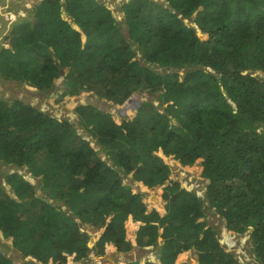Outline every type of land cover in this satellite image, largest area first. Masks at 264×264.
<instances>
[{"label":"trees","instance_id":"16d2710c","mask_svg":"<svg viewBox=\"0 0 264 264\" xmlns=\"http://www.w3.org/2000/svg\"><path fill=\"white\" fill-rule=\"evenodd\" d=\"M165 1L168 7L156 0L125 2V35L103 0H42L29 17L15 22L10 47L0 48V72L44 93L68 67L64 96L92 90L122 104L140 89H164L167 104L161 112L144 102L121 120L89 104L77 106L98 149L67 118L22 99L10 105L0 101V161L14 167L5 174L13 194L0 186V231L8 225L13 232L19 225L13 220L29 225L32 238L38 233L42 254L35 259L42 264L47 259L68 264L71 254L77 261L89 255L91 235L75 217L93 223L101 253L112 242L120 252L132 250L126 223L133 220L144 222L139 245L156 249L163 237V264H176L189 250L199 264H241L221 242L220 228L198 221L211 210L228 230L249 233L250 253L264 264V0ZM197 11L205 39L185 22ZM158 152L185 166L202 160L201 175L209 179L204 196L170 182L165 214L156 208L147 212L142 194L124 184L122 175L133 172L151 187L165 183L171 170ZM24 166L43 175L39 185L46 196L36 194L21 172ZM52 169L54 182L46 189L43 181ZM5 263L14 264L2 252L0 264Z\"/></svg>","mask_w":264,"mask_h":264},{"label":"rangeland","instance_id":"374dc122","mask_svg":"<svg viewBox=\"0 0 264 264\" xmlns=\"http://www.w3.org/2000/svg\"><path fill=\"white\" fill-rule=\"evenodd\" d=\"M103 1L113 10L115 17L122 24L123 32L126 35L128 27H127V24H125L126 16L123 12V5L125 2L129 0H103ZM156 1H159L168 7V3L165 0H156ZM40 2H42V0H14V3H15L14 8L16 9L19 8L21 13L14 15L13 18H8L11 21L3 20V18L5 19L6 17L5 16L2 17V15H0V24H1L0 48L10 47L11 31L15 26V22H17L19 18L29 17L31 13L34 12L35 7ZM19 4L20 6H18ZM2 11L6 13L5 10H2ZM197 13L198 11L192 16V18H196ZM43 15H47V14L44 13ZM64 16L66 17L67 20H71V17L67 13H65ZM52 18L53 17H50V21H52ZM187 19L188 18L185 19V22ZM31 20L32 21L34 20L33 16H31ZM54 20H57V19L54 18ZM194 21H195L194 27L197 29V31H199L200 29L198 28L196 20L194 19ZM7 24H9L8 28H7ZM206 36L207 35L202 34L201 38L205 39ZM41 37H43V35ZM137 45L138 44L134 45V49L136 50H137ZM137 57L140 59L142 63L144 62V59L141 53H138ZM152 68L155 71L157 70V72L164 73L163 72L164 69L159 67L157 64H152ZM67 70H68V67H65L64 69H62L60 76L56 79L54 88H52V90H50L48 93H44L39 88L31 85L28 81H22L20 79H16L10 76L5 77L0 72V101L8 102L9 105L16 99H22L24 101L30 102L44 112L53 114L58 117L69 119L70 122L75 126L76 130L89 139L92 138L91 136L92 133L89 127V123H83L79 119L77 113L75 112V109L79 105H82V104L92 105L96 107L97 110L103 111L105 113L113 114V117H115L116 120H121L122 117L135 115L139 111L141 105L147 101L153 105V109L155 110L158 109L161 112L165 111L164 109L167 104H163V100H162L164 89H157V90L156 89L151 90L149 88L140 89L132 95V97L134 98L136 97L133 101L128 102V103L126 101L122 104H117V103L114 104L111 100L100 97L98 94H96L92 90L83 91L77 95L64 96L63 94L65 92L66 79H69L71 75V73H68L69 71ZM169 71H172V70L170 69ZM257 74L262 75L263 73L259 71L257 72ZM139 100L141 101V105L139 106L138 111L135 112L133 110V105H135L136 102ZM126 103H127V106L125 105ZM123 109H125L126 111L125 115L122 114ZM174 119L176 120V122H174ZM172 121L173 123H176V124L178 122L175 117H172ZM92 143L93 145H96L98 149H100V146H98L99 144L97 143L96 138L92 140ZM99 154L102 156L103 160L107 161L109 164L111 163L109 156L103 150H100ZM158 154L163 155V156L161 155L160 156L164 159L165 162H167L171 170L169 178L165 183L157 184L153 187L143 183L145 186L149 188L148 191H146L144 194V191H142V188L140 187V185L136 183L137 180L135 179V174L133 172L122 175L124 184L133 185L132 187L134 188L135 192L142 194V200L145 197H148L147 200L145 199L146 205H148L147 203L148 201H152L154 203H157V207L155 208H159L163 210L165 204L167 203L165 199L166 198L165 189L170 182L179 181L180 183H182L184 187H186V189L193 191V192L195 191V193L200 197H202V195L204 196V194H201L200 191H202L206 187L209 179L201 175L202 160L197 161L192 166H185L180 161V159L175 158L174 155H166L163 152H158ZM13 169H14L13 166L5 165V163H2L0 161V179H1L0 186H3L5 188V191L10 194H13L14 190L11 188V185L5 179L6 177L5 174L13 171ZM21 172H24L28 178L27 180L31 182L30 184L31 185L33 184L35 186L37 195L46 196L45 190L42 189L39 185V183L42 182L43 175H39L38 177L32 175V173H30L28 170V166H24ZM53 175H54V172L52 169L51 174L48 176L49 178L47 177L43 181L45 184L44 187H46L49 184V182H52V183L54 182L52 180L54 179ZM1 198H2V192L0 191V199ZM4 198L5 197L3 196V199ZM58 204L61 205L63 210L69 211L68 208L63 205V202L60 201ZM21 219H26V216L20 217L19 220ZM75 219L79 223L80 228L83 231L91 235V239L88 242V246L90 248L89 255L79 260L78 261L79 263L76 262V264H99V261L100 262L107 261L108 263H110L113 257H114L113 262L115 261L114 264H127L133 261V259L136 260L139 257L143 256L144 254L149 253V250L151 249V247H146L147 250L140 249V250L134 251L133 249L134 245H133V248L131 251L120 252L117 250V253H114V256H112L113 252L111 251H109V253L106 254L107 250L114 248L113 246L114 243L112 242V243L107 244L105 252L101 253L99 247L97 246V242H98L100 235H99V232L96 233V231H94L95 229L93 227V223H84L78 217H75ZM198 221H205L208 224V226H212L214 224L217 226L216 228H220L221 242L226 247L228 246L229 250L232 253L236 254V257L239 256L238 254H243L244 258L247 259L243 264H259L256 258L251 256L250 249H249L251 246V242H250V239L246 236L247 234H249L248 232L243 235L236 234L233 237L234 235L233 232L228 231L225 228H223L225 227V221L223 217L217 211H214V210L207 211V215L199 218ZM136 222H141V221H134V222L128 221L126 223V231L128 234L127 239L128 237L130 238L132 237L131 228L134 223L136 224ZM13 224H19L18 226H16L13 232L8 231V225H7L6 231H4L3 228L0 231V253L3 252L6 255L7 259L8 258L11 259L14 264H42L40 261L35 259V258H38L39 255L42 254L38 251V248H36V244H37L36 237L38 233L35 234V238H32L33 232L31 230L32 228L29 225L20 223L17 220H13ZM142 225H144V222H141L140 227ZM230 235L232 236V242L229 241V244H226L225 241L230 240L229 238ZM136 241L138 245L137 236H136ZM233 244H234V247H233ZM24 247L26 251L32 253L31 254L32 256L29 255L26 257L24 255L25 254L24 253L25 251L23 249ZM190 252L191 250L186 251L182 253L181 255H179L178 261L180 262L182 259H188V261H191L193 264H196L197 258L195 255H192V252L191 253ZM110 253H112V255H109ZM123 257H126V261L127 259H131V260L123 263L122 262L123 261L122 259H124ZM4 258L5 257L3 255L2 262H4L3 260ZM72 259H74V257L71 254V256H69V259H68V264L70 260ZM101 259H104V260H101ZM144 259L150 260V257L145 256ZM48 260L49 262H47V264H53V262L50 261V259H47V261ZM44 262H46V259L44 260ZM197 264H199V262Z\"/></svg>","mask_w":264,"mask_h":264},{"label":"crops","instance_id":"0c3cea01","mask_svg":"<svg viewBox=\"0 0 264 264\" xmlns=\"http://www.w3.org/2000/svg\"><path fill=\"white\" fill-rule=\"evenodd\" d=\"M14 5H15V3H14V0H2V1H0V15H2V17H6L5 19L3 18V20H8V21H11V20H9L8 18H13V16L14 15H16V14H20L21 12H20V10H19V8H14ZM18 6H20V4L18 5ZM12 9V10H11ZM2 10H5V12L6 13H4ZM8 23V22H7ZM9 24H10V22H9ZM9 24H7V28H8V25ZM0 28H1V24H0ZM1 31V30H0ZM128 100V99H127ZM126 100V101H127ZM112 101V100H111ZM113 102V101H112ZM114 104H116L115 102H113ZM165 156V155H164ZM136 183H138L139 185H140V187L142 188V191H144V194H145V192L146 191H148V187L147 186H145L142 182H138V181H136ZM133 186V185H132ZM146 187V188H145ZM135 191V190H134ZM147 198L148 197H145L144 199H143V201L144 202H146V200H147ZM146 199V200H145ZM148 203V205H146L147 206V212H151L155 207H157V203H154V202H152V201H148L147 202ZM156 209H159V208H156ZM160 210V209H159ZM164 210V211H163ZM161 209L160 211H161V214L162 215H164L165 214V212H166V210H165V208L164 209ZM129 221H131V222H134L133 220H129ZM128 222V221H127ZM142 222V221H141ZM141 222H136V224L134 223L133 224V226H132V228H131V226H130V228H131V238L130 237H128V239H130L131 240V243H132V245H134V251L136 250H140V249H143V250H147V248L146 247H144V246H141V245H137V241H136V236H137V232H138V229L140 228V224H141ZM129 230V229H128ZM162 232H163V229H161L160 230V234H162ZM128 235V234H127ZM163 242H164V239H163V237L162 236H160L159 237V246L158 247H156V249H154V248H151L150 250H149V253H146V254H144L143 256H141V257H139L138 259H133V260H135V261H137V262H139V264H148L149 262H152V263H154V264H163V261H162V259L159 257V254H160V251H159V249H160V247L162 246V244H163ZM113 246H114V248H111L110 250H107L106 251V254H108L109 253V251H111V252H113V255H112V253H110L109 255H112V256H114V253H117V248H116V246L113 244ZM115 249V250H114ZM192 252V251H191ZM190 252V253H191ZM136 254V253H135ZM154 254V255H153ZM98 255H100V254H98ZM192 255H194L193 254V252H192ZM145 256H147V257H150V260H145L144 259V257ZM155 256V257H154ZM73 257H74V259H72V260H70V262H69V264H76V262H78L77 260L75 261V255H73ZM124 259H125V261H124V259H122L123 261V263H125V262H127V261H129V260H131V259H127V261H126V257H123ZM186 258H188V257H186ZM101 260H104V259H101ZM113 260H114V257L112 258V260H111V264H114L115 263V261L113 262ZM186 262H191V261H188V259H182L180 262L178 261V259H177V261H176V264H182V263H186ZM79 263V262H78ZM110 263H108L107 261L106 262H100L99 261V264H110ZM198 262H196V264H197Z\"/></svg>","mask_w":264,"mask_h":264},{"label":"water","instance_id":"95a60500","mask_svg":"<svg viewBox=\"0 0 264 264\" xmlns=\"http://www.w3.org/2000/svg\"><path fill=\"white\" fill-rule=\"evenodd\" d=\"M194 19H195V18L191 19L189 22L186 20V23H187L189 26L194 27V26H195V21H194ZM201 34H203V33L201 32V30H199V31H198V35L201 36ZM135 98H136V97H135ZM135 98L132 97V96L129 97L128 100H127V103L133 101ZM231 102H232V101H231ZM127 103L125 104L126 106H127ZM140 105H141V101L139 100V101L136 102L135 105H133V110H134L135 112H137L138 109H139V106H140ZM233 106H235V104H233ZM125 113H126V111H125V109H123L122 114L125 115ZM174 122H176L175 119H174Z\"/></svg>","mask_w":264,"mask_h":264},{"label":"clouds","instance_id":"9594fccd","mask_svg":"<svg viewBox=\"0 0 264 264\" xmlns=\"http://www.w3.org/2000/svg\"><path fill=\"white\" fill-rule=\"evenodd\" d=\"M204 191H206V187L202 190V191H200L201 192V194H204L205 192ZM203 196V195H202ZM223 228H225L226 230H228L227 229V227L225 226V227H223ZM222 231H223V229H222ZM228 231H231V230H228ZM231 232H233L234 233V231H231ZM230 232V233H231ZM236 234L234 233V235H233V237L235 236ZM248 238H249V236H248V234L246 235ZM225 241V240H224ZM226 242V244H229V240H227V241H225ZM230 242H232V240H230ZM151 248H153L152 246H150ZM233 247H234V244H233ZM227 249L229 250V247L227 246ZM229 252H231L230 250H229ZM232 253V252H231ZM238 254V253H237ZM239 256L237 257V258H239V257H241V258H244V255L243 254H238ZM235 256H236V254H235ZM251 256L252 257H255L253 254H251ZM249 261H251V260H249ZM197 262H198V260H197Z\"/></svg>","mask_w":264,"mask_h":264},{"label":"built area","instance_id":"2783aa9c","mask_svg":"<svg viewBox=\"0 0 264 264\" xmlns=\"http://www.w3.org/2000/svg\"><path fill=\"white\" fill-rule=\"evenodd\" d=\"M200 193H201V192H200ZM229 238H230V240H232V236H231V235L229 236ZM230 240H229V241H230ZM246 260H247V259H245V258H241V260H240L241 264H243Z\"/></svg>","mask_w":264,"mask_h":264},{"label":"bare ground","instance_id":"6f19581e","mask_svg":"<svg viewBox=\"0 0 264 264\" xmlns=\"http://www.w3.org/2000/svg\"><path fill=\"white\" fill-rule=\"evenodd\" d=\"M192 18H188L187 21L189 22Z\"/></svg>","mask_w":264,"mask_h":264}]
</instances>
